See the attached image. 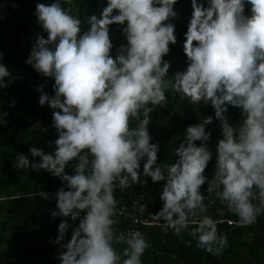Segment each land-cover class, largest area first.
I'll return each instance as SVG.
<instances>
[{
  "label": "clouds",
  "instance_id": "9594fccd",
  "mask_svg": "<svg viewBox=\"0 0 264 264\" xmlns=\"http://www.w3.org/2000/svg\"><path fill=\"white\" fill-rule=\"evenodd\" d=\"M69 2L36 3L37 23L47 37L36 34L25 60L41 76L54 78L53 94L43 83L36 90L39 105L54 110L58 135L50 146L55 147L31 145V161L17 152L13 162L25 174L43 169L63 182L50 212L64 218L55 239L49 238L62 249L59 264H143L150 242L139 229L118 230L114 192L147 185V177L162 182V206L143 223L171 228L177 236L188 230L198 248L221 254L228 236L218 231L223 221L208 214L210 195L235 214L239 226L264 215V0H191L183 43L187 66L171 75L164 57L177 42L172 22L179 15L177 0H106L99 16L93 13L85 22L65 6ZM114 23L126 40L115 46V54L109 27ZM12 80L0 62V88ZM166 91L193 104L210 103L214 116L188 123L174 148L175 160L162 165L160 144L152 142L148 125L149 114L167 104ZM229 106L240 109L235 124L226 115ZM214 117L221 136L209 178L205 169L213 152L206 126ZM205 183L207 196L201 191ZM142 199L143 193L133 201L139 213L146 208ZM223 211L217 209L221 216ZM77 219L65 240L69 221Z\"/></svg>",
  "mask_w": 264,
  "mask_h": 264
},
{
  "label": "trees",
  "instance_id": "16d2710c",
  "mask_svg": "<svg viewBox=\"0 0 264 264\" xmlns=\"http://www.w3.org/2000/svg\"><path fill=\"white\" fill-rule=\"evenodd\" d=\"M37 2L47 4L51 0H0V53L3 54L0 62L9 68L13 77L11 84L0 88V197H3L0 199V264H59L57 253L62 251L57 244L49 242V238L55 239L57 226L64 219L50 215L56 208L53 194L63 182L43 169H28L25 174V170L13 167L17 152H23L31 161L33 158L28 151L31 145L52 151L55 145L50 146V142L58 135L51 120L54 110L47 104L39 105L40 93L36 90L43 83L44 90L53 94L54 78L41 76L25 63L36 34L47 37V33L37 23ZM105 4L106 0H70L65 6L85 22L87 16L93 13L99 16ZM174 9L179 13L172 21L176 26L177 42L169 45L170 51L164 57L170 61L169 75L187 66L183 43L192 12L191 0H177ZM249 9L250 6L246 4V14ZM82 27L87 28V24L82 23ZM109 27L115 54V46L126 43V40L121 32L122 26L114 23ZM166 95L167 104L157 106L149 114L151 121L148 125L152 142L158 141L160 144L158 163L162 165L175 160L174 148L183 137L188 123H198L205 116H214V108L210 103L199 101L193 104L181 99L179 94L173 95L167 91ZM5 112L7 115H4ZM226 115L234 124L241 118L240 109L234 106H229ZM206 130L211 131L208 143L213 152L212 160L205 169V175L210 178L214 173L215 143L221 136L218 119L214 117ZM65 171L71 173L72 168L66 166ZM146 179L147 185L136 184L123 192L116 189L114 195L118 206L151 218L152 213L162 206L159 198L162 182L154 184L150 177ZM206 188L205 184L201 186L204 194H207ZM46 191L50 192L47 199L39 194ZM141 193L143 199L140 203L146 205L143 213L137 212V205L133 204ZM211 196L215 200L214 204L205 202L209 215L214 219H238L218 202L215 194ZM217 209H224L222 216ZM117 219L118 230L133 226L129 217L118 216ZM69 223L65 240L70 238L78 219L70 220ZM140 228L150 242V247L141 257L143 264H264V215H260L256 223L244 226L219 223L218 231L228 236V246L219 255L198 248L188 230L177 236L171 228L163 229L159 225ZM187 240L192 241L191 245L185 243ZM118 247L122 248L123 245Z\"/></svg>",
  "mask_w": 264,
  "mask_h": 264
},
{
  "label": "built area",
  "instance_id": "2783aa9c",
  "mask_svg": "<svg viewBox=\"0 0 264 264\" xmlns=\"http://www.w3.org/2000/svg\"><path fill=\"white\" fill-rule=\"evenodd\" d=\"M211 178V177H210ZM205 185H206V187H207V183H205ZM41 193V192H40ZM44 193H47V194H49L50 192L49 191H46V192H44ZM206 196H207V194H205ZM205 202H207V203H209V204H214V202H215V200H214V198L210 195L209 197H208V199L205 201ZM218 202L220 203V204H222L221 202H220V200L218 199ZM117 209H118V216H122V217H129L130 219H131V222L133 223V226L132 227H129V228H124V229H122V230H120V231H127V230H129V229H133V228H135V229H139L140 231H142L141 230V228H140V226H149V225H145L144 223H143V221L144 220H151V218H147V217H145L144 215H142V214H135V213H131V212H129V211H127L123 206H118V204H117ZM117 216V217H118ZM134 218H135V222H134ZM220 220H222L223 222H227V224H232V225H237V226H239L237 223H235V221L236 220H233V219H227V218H219ZM159 226H161V225H159ZM163 229L165 228V227H163V226H161Z\"/></svg>",
  "mask_w": 264,
  "mask_h": 264
}]
</instances>
